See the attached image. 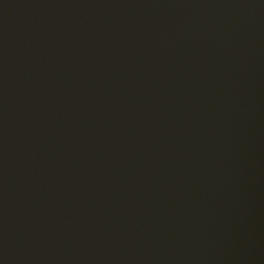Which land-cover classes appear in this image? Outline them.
Returning <instances> with one entry per match:
<instances>
[{"label":"water","instance_id":"water-1","mask_svg":"<svg viewBox=\"0 0 264 264\" xmlns=\"http://www.w3.org/2000/svg\"><path fill=\"white\" fill-rule=\"evenodd\" d=\"M206 3L0 0V264H116L123 228L137 219L144 232L149 220L163 249L141 264H172L186 256L206 213L208 224L218 209L224 215L218 182L213 207L208 194L195 199L194 212L193 202L184 206L179 168L184 150L194 149L196 139L184 140L206 87L194 75L202 58L194 32L223 25L232 41L241 8L230 0L220 15ZM231 92L222 93L218 110L216 100L202 110L209 112L204 135L219 111L223 134H234ZM214 154H196L185 169L196 183L210 158L222 175ZM155 180L167 184L158 202L148 199ZM172 200L177 205L166 208Z\"/></svg>","mask_w":264,"mask_h":264},{"label":"bare ground","instance_id":"bare-ground-1","mask_svg":"<svg viewBox=\"0 0 264 264\" xmlns=\"http://www.w3.org/2000/svg\"><path fill=\"white\" fill-rule=\"evenodd\" d=\"M221 1L207 0L206 4L211 9L220 8L218 13L221 15L230 0H223V3ZM238 7L241 8L237 9L233 26L235 36L232 41L226 42L225 36L230 30L223 25L212 26L205 33L203 29L202 33L199 30L194 32L196 41L202 43L201 63L194 75L197 80L202 78L200 85L206 87L202 99L192 106V129L184 140L188 145L190 139H196L194 149L192 153L184 150L179 164L184 172V206L188 207L193 202L191 211L194 212L195 199L202 201L204 194H208L207 205L213 207L210 201L216 200L212 194L218 192L215 188V182H218L221 186L222 203H225V211H222L224 215L219 218L218 209L215 212V224H208L206 213V218L194 225L192 240L186 241V256L178 255L172 264H178L180 258L182 261L187 260L186 264H264V0H249L248 4L247 0H240ZM196 58L195 54L192 60ZM229 64L230 73L227 76L221 75L220 72ZM220 82L223 87L219 89ZM236 84H240L241 89L235 91L234 88L239 87ZM196 89L198 88L193 89V97H196ZM225 90H233L231 95L228 93L230 96L227 103L232 101V108L235 109L234 134H223L228 129L220 123L224 115L223 111H219L213 130L204 135L209 112H201L209 108V100H216L215 109H219L220 96ZM187 111L189 110L185 112ZM238 136L242 137L238 144L239 151L230 152ZM224 138L225 141L221 143ZM202 139H205L204 142H201ZM202 152L215 153V156L221 154L219 157L223 170L220 175V169L212 164L213 158H210V167L204 169L206 172L196 183L194 174L185 169L198 158L196 154L201 155ZM193 169L196 174L197 167ZM155 181L153 183L156 189L148 199L158 202L162 197L159 191L166 189L167 184H161L160 187L159 181ZM176 205L177 201L172 200L166 208L173 209ZM155 211H158V206ZM146 220L145 232L138 219L127 222L121 241L115 248L116 264H141L147 256L163 250L155 242L154 226L151 227L149 220ZM206 227L209 229L204 232ZM174 230L175 227L171 226L166 231L171 235ZM203 237L205 240L202 242ZM84 244L87 245V242ZM198 246L201 249L194 255L193 251Z\"/></svg>","mask_w":264,"mask_h":264}]
</instances>
